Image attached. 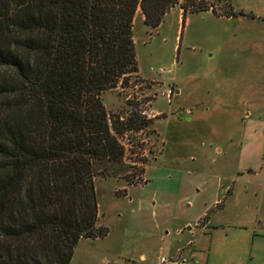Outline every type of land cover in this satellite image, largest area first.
<instances>
[{
    "label": "trees",
    "instance_id": "obj_1",
    "mask_svg": "<svg viewBox=\"0 0 264 264\" xmlns=\"http://www.w3.org/2000/svg\"><path fill=\"white\" fill-rule=\"evenodd\" d=\"M175 3L0 0V264H70L107 236L96 176L120 170L119 129L150 119L111 117L101 93L139 71L138 9L154 29Z\"/></svg>",
    "mask_w": 264,
    "mask_h": 264
},
{
    "label": "rangeland",
    "instance_id": "obj_2",
    "mask_svg": "<svg viewBox=\"0 0 264 264\" xmlns=\"http://www.w3.org/2000/svg\"><path fill=\"white\" fill-rule=\"evenodd\" d=\"M175 1L154 29L144 23L138 9L133 40L141 75L138 71L116 88L101 93L111 117L123 119L122 115L127 117L131 109L142 107L150 123L139 130L119 129L116 133L124 148L120 170L96 176L98 223L109 232L104 238L81 239L70 264H108L120 261V254H130L139 262L138 252L147 243L158 251L159 238L156 243L145 242L148 235L126 231L131 205L127 199H117L127 197L129 187L147 182V172L156 158L159 166L150 170L154 176L151 188L159 197H182L184 208L193 215L199 203L212 194V178L234 177L241 162L252 161L256 157L253 154L257 155L255 146L244 157L241 154V132H246L248 121L242 122L239 114L263 118L264 105L250 103V96L245 97L248 100L244 105H225L221 95L223 85L235 75L230 69L238 46L252 49L248 46L252 19L241 20V12L227 11H232L235 3L239 10L248 6L263 11L264 0ZM220 1L227 7L222 9ZM183 4L190 9L184 19L180 15ZM207 6L212 10L191 11ZM249 61L250 56L245 54L243 64L251 65ZM161 68L165 71L160 72ZM248 75L250 72L245 73V79ZM168 89L172 90L170 98L163 93ZM263 146L260 144L259 149ZM105 166L110 167L109 163ZM181 214L174 213L175 220L164 229L169 239L175 240L178 230L184 232L182 216L187 214ZM159 215L158 208L147 216V221L156 222Z\"/></svg>",
    "mask_w": 264,
    "mask_h": 264
},
{
    "label": "crops",
    "instance_id": "obj_3",
    "mask_svg": "<svg viewBox=\"0 0 264 264\" xmlns=\"http://www.w3.org/2000/svg\"><path fill=\"white\" fill-rule=\"evenodd\" d=\"M225 4L222 3V9L227 7ZM235 7L231 5L232 11L227 12H241V20L252 19L249 30L253 34L248 45L252 49L244 50L238 46L235 64H231L230 69L235 75L223 85L221 102L225 105H244L248 100L245 97L250 96V103L264 105V10L248 6L239 10ZM226 19L232 20L231 17ZM245 54L250 56L247 63L251 65L243 64ZM249 72V79H245V73ZM179 92L176 89V93ZM246 115L249 114H239L242 122L248 121L246 132H241V154L244 157L255 146L257 155L253 156L257 158L241 162L235 176L230 179L221 176L212 178V194L199 203L193 215H189L184 208L182 197H159L151 188L154 176L150 170L159 166V157L149 167L147 182L143 186L133 185L128 188L127 197L117 198L127 199L131 205L126 231L138 236L148 235L144 238L145 242L156 243L159 238V248L157 252L153 251L154 246L150 248L147 243L138 252L139 262L130 254H120V261L108 264H158L160 255L173 257L178 253L189 257L191 264H264V146L259 149L260 144L264 145V117ZM152 199L157 201L152 202ZM158 208L161 209L159 220L148 222L147 216ZM146 209L147 213L144 212ZM174 213L187 214L182 216L184 232L178 230L175 240L169 239L168 231L164 230L175 220Z\"/></svg>",
    "mask_w": 264,
    "mask_h": 264
},
{
    "label": "built area",
    "instance_id": "obj_4",
    "mask_svg": "<svg viewBox=\"0 0 264 264\" xmlns=\"http://www.w3.org/2000/svg\"><path fill=\"white\" fill-rule=\"evenodd\" d=\"M165 70L163 68L160 69V72H164ZM172 90L168 89L166 92H163L164 94L168 95V97L170 98V94H171ZM140 114L146 117L147 112L144 111L142 109V107L140 108ZM150 116V115H148ZM147 143L148 141L146 140H142V143ZM154 143V142H153ZM145 158V157H144ZM191 260L189 259V257L183 255L182 253H178L173 257H169L167 255H160L159 259H158V264H191Z\"/></svg>",
    "mask_w": 264,
    "mask_h": 264
}]
</instances>
